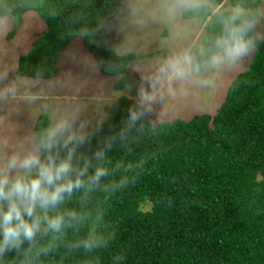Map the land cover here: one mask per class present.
Masks as SVG:
<instances>
[{"label":"clouds","instance_id":"clouds-1","mask_svg":"<svg viewBox=\"0 0 264 264\" xmlns=\"http://www.w3.org/2000/svg\"><path fill=\"white\" fill-rule=\"evenodd\" d=\"M37 6L35 0H0V40L13 30L21 10ZM210 9L215 25L203 42L166 45L163 55L147 61L107 62L109 68H126L139 79L125 80L123 90L116 91L132 103L119 130L104 136L109 113L89 115L84 105L72 103L84 86L71 71L49 78L47 70L37 66L28 75L7 48H0V264H49L61 250V261L81 254L82 264H101L99 254L117 237L104 205L134 186L153 158L133 159L131 147L115 160L111 153L126 146L134 129L140 132L148 126L155 131L185 107L199 110L201 93L229 84V77L264 44V0H232L219 11L210 0H119L110 18L70 33L123 58L134 52L114 46L108 38L112 33L124 37L154 26L175 27L186 14L197 16ZM57 15L54 9L50 12L52 18ZM82 19L78 15L72 23ZM70 59L93 74L102 63L90 56ZM52 91L71 93L64 95L69 103L52 109L41 103ZM38 103L44 113L41 122L22 123L27 109ZM125 260L123 250L113 252L110 264Z\"/></svg>","mask_w":264,"mask_h":264},{"label":"trees","instance_id":"trees-1","mask_svg":"<svg viewBox=\"0 0 264 264\" xmlns=\"http://www.w3.org/2000/svg\"><path fill=\"white\" fill-rule=\"evenodd\" d=\"M224 1L210 3L218 7ZM35 2L39 6L19 12L7 38L16 37L27 12L37 11L46 31L19 58L18 68L31 75L37 66L43 67L49 78L59 74L65 50L79 39L70 33L83 24L94 27L110 18L119 4V0ZM53 9L58 12L55 18L50 16ZM78 15L83 19L73 24ZM209 16L204 41L214 29L212 9L183 18L206 20ZM162 37H168L167 29ZM85 40L94 59L102 62L100 72L119 78L115 91H122L124 81L134 78L126 68H109L108 61L120 65L154 55L134 53L121 58ZM131 103L123 97L109 108L101 136L119 130ZM126 147L133 149V159L153 158L134 186L104 205L117 237L109 250L99 254L101 264H110L112 253L121 250L126 253L124 264H264V44L249 69L230 85L216 115L164 122L155 131L148 126L140 132L134 129L126 146L114 150L111 157H122ZM60 256L63 250L49 264H82L84 259L77 254L61 261Z\"/></svg>","mask_w":264,"mask_h":264},{"label":"rangeland","instance_id":"rangeland-1","mask_svg":"<svg viewBox=\"0 0 264 264\" xmlns=\"http://www.w3.org/2000/svg\"><path fill=\"white\" fill-rule=\"evenodd\" d=\"M228 5H230V1L225 0L220 6L213 8L214 11H219ZM201 18L194 20H186L182 18L178 21V25L175 27L154 26L150 30L144 32H132L124 37H117L115 33H112L109 36V39L112 41L114 46L121 45L130 47L134 53L144 55L154 53L153 56L142 60L147 61L154 56L163 55L166 45L180 47L186 44H198L203 42L205 24L211 20L212 16L207 17L206 20L203 18L202 20ZM24 19V27L19 30V33L13 40L8 41L7 37L4 40H0V48H7L9 50V56L17 61V66L19 64V58L22 55L28 54L32 49L31 47L34 44V40L41 35L42 32L46 31L45 21L38 15L37 11L32 10L27 12ZM165 29H167L168 32V37L166 38L162 37V33ZM79 47L85 49L87 53H81L79 51ZM71 54L77 56V61L81 60L83 57H94L92 56L91 50L87 47L85 39H76L73 41L63 54L59 63V74L71 71L74 76L79 78L81 86H84L82 91L79 93V97L76 100H73L72 103H81L84 105L89 115H95L102 112H108L109 108L116 104L121 98H126L122 92H116L114 90V85L119 78L107 77L100 72V69L98 74H93L90 71L85 70L82 63H74L70 59ZM251 62L252 60L247 62L242 70L231 75L229 77L230 83L225 88L201 93L203 106L199 110H192L189 107H185L183 112L175 116L172 121H190L194 116L204 114L212 116L216 115L226 99L227 91L230 85L239 74L249 69ZM128 75L134 79H139L138 75L134 73L128 72ZM101 89L103 90L101 91ZM70 94L71 93L67 92L52 91L49 93L47 100L42 101L41 103L49 104L50 109L55 108L56 106H64L69 103V101L65 99L64 95ZM42 114L44 113L41 111L40 103H38L37 105L31 106L27 109V112H25L23 117H21V122L25 123L29 121L36 123L39 116Z\"/></svg>","mask_w":264,"mask_h":264},{"label":"crops","instance_id":"crops-1","mask_svg":"<svg viewBox=\"0 0 264 264\" xmlns=\"http://www.w3.org/2000/svg\"><path fill=\"white\" fill-rule=\"evenodd\" d=\"M24 20H25V19H24ZM24 24H25V23H24ZM23 27H24V26H23ZM23 27H22V28H23ZM22 28H21V29H22ZM79 51H80L81 53H87V52L85 51V49H82L81 47H79ZM71 55H73V54H71ZM76 57H77V56H76ZM60 96H61V95H60Z\"/></svg>","mask_w":264,"mask_h":264}]
</instances>
